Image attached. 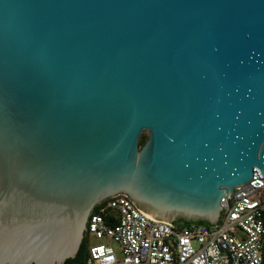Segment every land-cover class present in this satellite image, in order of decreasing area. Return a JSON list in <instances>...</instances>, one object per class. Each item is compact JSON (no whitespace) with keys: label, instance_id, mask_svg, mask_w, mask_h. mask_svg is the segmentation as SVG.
I'll use <instances>...</instances> for the list:
<instances>
[{"label":"water","instance_id":"95a60500","mask_svg":"<svg viewBox=\"0 0 264 264\" xmlns=\"http://www.w3.org/2000/svg\"><path fill=\"white\" fill-rule=\"evenodd\" d=\"M254 168L264 0H0V264L74 258L116 195L214 226Z\"/></svg>","mask_w":264,"mask_h":264},{"label":"built area","instance_id":"2783aa9c","mask_svg":"<svg viewBox=\"0 0 264 264\" xmlns=\"http://www.w3.org/2000/svg\"><path fill=\"white\" fill-rule=\"evenodd\" d=\"M220 204L216 225L178 227L153 220L125 195L108 198L87 220L86 235L95 241L90 242L87 264H261L264 178L260 171L254 168L251 181L221 198Z\"/></svg>","mask_w":264,"mask_h":264},{"label":"trees","instance_id":"16d2710c","mask_svg":"<svg viewBox=\"0 0 264 264\" xmlns=\"http://www.w3.org/2000/svg\"><path fill=\"white\" fill-rule=\"evenodd\" d=\"M147 136L146 135H141L140 141H139V146H142L145 141H146ZM93 213L98 212L97 206L94 207ZM110 213V212H108ZM106 221H108V215L105 213L103 215ZM178 227H183V226H191V225H202V226H209L206 222H185L183 220H178L177 222L174 223ZM89 245H90V240L86 235V232L84 234V238L82 240V243L80 245V248L74 258L67 259L63 264H87V260L89 258ZM261 254H262V261L261 264H264V235H263V241H262V247H261Z\"/></svg>","mask_w":264,"mask_h":264},{"label":"rangeland","instance_id":"374dc122","mask_svg":"<svg viewBox=\"0 0 264 264\" xmlns=\"http://www.w3.org/2000/svg\"><path fill=\"white\" fill-rule=\"evenodd\" d=\"M142 135H146V133H143ZM91 243H95L94 239H90Z\"/></svg>","mask_w":264,"mask_h":264}]
</instances>
